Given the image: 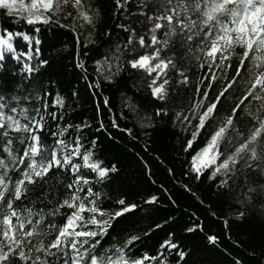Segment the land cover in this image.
<instances>
[{"label":"snow or ice","instance_id":"snow-or-ice-1","mask_svg":"<svg viewBox=\"0 0 264 264\" xmlns=\"http://www.w3.org/2000/svg\"><path fill=\"white\" fill-rule=\"evenodd\" d=\"M69 4L71 10L64 11ZM128 4L114 0L115 9ZM137 9L147 21L144 35L120 25L130 32L124 48L134 57L126 63L147 73L153 98L166 100L173 84L191 91L190 107L173 118L186 133V153L204 135L190 155V172L198 179L207 170L219 188L238 180L241 168L245 183L253 175L264 177V0H139ZM99 14L92 0H0V23L10 22L0 27V264H168L165 248L175 251L178 264L185 259L186 252L171 239L154 255L134 254L139 239L134 234L102 243L114 221L137 206L124 198L116 208L103 206L97 185L116 166L96 156L95 138L85 147V124L63 122L66 98L34 83L48 60L41 57L43 38L32 33H39L40 25L69 27L62 19L72 20L75 32V21L92 25ZM21 24L28 31L13 27ZM16 39L31 41L32 51L21 53ZM136 42L149 51L136 56ZM183 57H190L187 67L178 64ZM107 63L104 78L111 80L113 61ZM114 63L118 73L119 56ZM76 66L83 67V61ZM170 69L173 77L165 79ZM162 112L167 109L156 114ZM257 188L264 193V184H250L246 199ZM156 199L149 196L146 203ZM197 227L193 223L185 231ZM207 239L213 243L217 237Z\"/></svg>","mask_w":264,"mask_h":264},{"label":"trees","instance_id":"trees-1","mask_svg":"<svg viewBox=\"0 0 264 264\" xmlns=\"http://www.w3.org/2000/svg\"><path fill=\"white\" fill-rule=\"evenodd\" d=\"M138 2L129 0L126 9H115L114 0H92L93 7L100 12L92 25L77 20L74 32L73 21L62 19L61 23L70 26L40 25L41 31L32 33L43 38L39 46L41 57L48 60L34 83H41L53 96L59 93L66 98L63 122L85 124L87 127L81 130L86 138L85 147L95 138L96 156L104 165L116 166V171L97 185L96 190L103 193V206L116 208L120 198L137 206L114 221L102 243L122 242L134 234L139 237L132 245L135 255H154L163 240L171 239L186 252L182 264H233L235 260L240 264H264V193L257 188L246 199L249 185L264 184V177L253 175L245 183L241 168L238 180L234 178L228 186L219 188L218 178L209 180L207 170L198 179L190 172V155L202 144L204 135L186 153V133L173 123V118L176 111L190 107L191 91L173 84L166 100L153 98L147 89V73L126 63L134 57L124 48L130 32L120 25L136 29L137 35H144L147 26L138 12ZM69 10L70 4L64 11ZM8 23L5 19L0 27ZM13 27L28 31L27 25ZM53 34L56 40L51 39ZM15 46L21 53L31 52L33 43L16 39ZM135 47L136 56L149 51L138 42ZM115 56L120 57L122 65L118 73ZM79 61H83V67L76 66ZM96 61H100L99 66ZM108 61H113L111 80L104 78L109 74ZM189 62L190 57L178 60L185 67ZM236 62L233 59L234 65ZM173 72L168 70L164 78L171 79ZM195 73L193 69V87ZM73 92L77 95L73 96ZM219 107L223 112L226 105ZM158 109L167 112L157 115ZM113 120L116 127L112 126ZM101 122L103 129L99 128ZM152 195L157 197L156 201L146 203ZM238 211L244 212L243 217L236 216ZM193 223L198 227L185 231ZM209 235L217 240L210 243ZM164 259L168 264L179 261L175 251L167 248Z\"/></svg>","mask_w":264,"mask_h":264}]
</instances>
